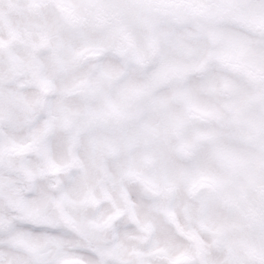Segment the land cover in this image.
<instances>
[{
  "label": "snow or ice",
  "instance_id": "snow-or-ice-1",
  "mask_svg": "<svg viewBox=\"0 0 264 264\" xmlns=\"http://www.w3.org/2000/svg\"><path fill=\"white\" fill-rule=\"evenodd\" d=\"M0 264H264V0H0Z\"/></svg>",
  "mask_w": 264,
  "mask_h": 264
}]
</instances>
